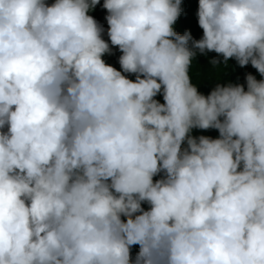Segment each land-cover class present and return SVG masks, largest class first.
I'll use <instances>...</instances> for the list:
<instances>
[{
	"label": "clouds",
	"instance_id": "clouds-1",
	"mask_svg": "<svg viewBox=\"0 0 264 264\" xmlns=\"http://www.w3.org/2000/svg\"><path fill=\"white\" fill-rule=\"evenodd\" d=\"M99 3L0 0V264H264V80L189 76H264V0H199V40L181 0H104L122 71Z\"/></svg>",
	"mask_w": 264,
	"mask_h": 264
},
{
	"label": "trees",
	"instance_id": "trees-1",
	"mask_svg": "<svg viewBox=\"0 0 264 264\" xmlns=\"http://www.w3.org/2000/svg\"><path fill=\"white\" fill-rule=\"evenodd\" d=\"M45 2L49 5L55 2V0H45ZM104 0H100V3L95 7L94 10L89 12V15L93 16V18L104 28V32L102 33V38L109 43L112 48V54H104L102 59L104 61L115 67L117 70H121V66L119 64V57L122 55L117 46H111L110 38L107 35L108 24L105 19L107 16V10L104 9L103 6ZM198 4L199 0H181V15L178 17L177 21L173 24V29L180 35H183L186 31L191 33V36L195 40H199L203 36V30L199 27L198 24ZM191 47V44L189 45ZM197 55L192 61V64L189 69V76L191 79V83L197 87L199 93L207 96L210 92L216 87L217 84L222 86H227L228 84L232 85H242L247 91V82L246 75L252 74L258 81L264 80V76L255 69L251 63L246 66H239L235 58H230L227 61V64L223 62V57L215 52H207L206 54H200L198 50ZM213 58H218L221 62L213 66L210 61ZM129 79L135 81V74L125 73ZM154 99H157L160 103H164L162 94H158ZM223 119V118H221ZM6 130V129H5ZM190 135L193 137H199L201 135L211 137L213 139L219 138V131L217 129H198L194 128L191 130ZM187 147L186 141L182 144V148ZM163 173L158 176H155L153 179H160ZM142 207L145 210H148L150 205L147 203H142ZM122 219H126L123 218ZM139 246L134 245L131 249V254L134 257L138 252Z\"/></svg>",
	"mask_w": 264,
	"mask_h": 264
}]
</instances>
